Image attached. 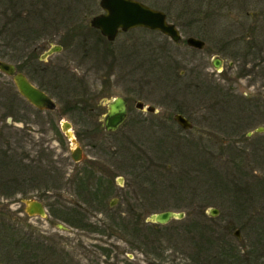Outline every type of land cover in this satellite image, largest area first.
Returning a JSON list of instances; mask_svg holds the SVG:
<instances>
[{"label":"rangeland","instance_id":"rangeland-1","mask_svg":"<svg viewBox=\"0 0 264 264\" xmlns=\"http://www.w3.org/2000/svg\"><path fill=\"white\" fill-rule=\"evenodd\" d=\"M143 1L165 11L168 20L179 28L182 39L175 42L166 35L143 28L121 34L119 38L130 37L133 46L128 50L135 49L137 40L142 63L139 67L138 58L127 57L124 62L127 63L126 79L120 87L113 81L108 92L110 96L122 95L131 89L130 86L135 90L140 85L142 99L155 106L158 113H144L145 120L137 125L129 116L124 127L112 133L102 129L96 136H78L87 125L67 114L64 118L71 120L74 129L70 130V137L64 134V156L69 155L74 146H88L86 150H89L90 159L109 168L111 194L127 196L134 212L139 214L140 229L146 235L149 230L151 233L156 231L157 238L145 239L141 249L135 247L140 238L133 236L128 227V242H119L131 257L126 264H192L200 256L207 264H264V129L256 131L258 127L264 128V24L256 25L259 31H253L259 46L251 48L248 56L250 72L240 77L238 72L242 64L239 57L248 47L236 41L244 32L253 30L250 26L256 22L254 17H264V3L261 2L264 0H255L249 5H241L239 1L219 5L216 0ZM35 7H43L42 16L61 18L58 37L63 49L55 55L63 58L67 55L77 57L76 54L83 52V39L87 38L89 43L93 38L89 19L102 12L99 0H0V18L37 17L29 22L31 25L19 19L7 25L0 23L2 42L8 43L12 37L10 32H29L32 37L28 39H35L29 46H24L22 41V50L17 52L7 44L1 46L4 53L9 52V55H0L1 60L17 58L24 48L28 47V51L35 42L58 32L55 25L42 28L39 11L34 13ZM190 35L205 40L206 47L198 50L187 46L185 39ZM230 40L233 44L226 49L228 56L224 70L217 72L211 59L221 43ZM116 46L117 50L121 49ZM86 49H90L89 44ZM40 52L37 51V58ZM229 61H233L232 66L228 65ZM70 65L66 67L62 87L55 88L52 84L55 82L48 85L57 101L61 97L65 99L80 94L81 88L78 87L80 90L77 91L78 85L73 82L75 65ZM190 71H196L192 79L197 86H186ZM100 74L103 79L104 73ZM118 77L113 76L112 80ZM99 82L103 86L102 81ZM3 97L19 100L20 112L27 110V104L20 99L11 78L0 73V98ZM175 112L190 118L191 130L172 120ZM158 114H167V120H160ZM10 115L8 107L1 103V153L9 150L6 140L11 124L6 119ZM250 131L252 134L247 135ZM92 144L102 145L107 153H96ZM26 149L30 150L28 146ZM10 154L0 158V180H8L11 176ZM88 154L83 160L89 163ZM68 158L64 166L69 174L75 165ZM7 192L8 188L1 189L0 194L1 210L6 214L7 205L12 202ZM209 207L217 208L218 214L208 215ZM164 210L182 211L185 215L156 227L146 221L151 213ZM132 215L127 216L128 225L136 218ZM1 218L7 223V217ZM236 228L240 230L244 243L234 234ZM1 234H4L2 229ZM149 249H155L154 253H157H145Z\"/></svg>","mask_w":264,"mask_h":264},{"label":"flooded vegetation","instance_id":"flooded-vegetation-1","mask_svg":"<svg viewBox=\"0 0 264 264\" xmlns=\"http://www.w3.org/2000/svg\"><path fill=\"white\" fill-rule=\"evenodd\" d=\"M137 1L148 5L143 0ZM237 1L241 5H249L255 2V0H216V3L227 5L235 4ZM261 2L264 3V1ZM44 3L42 2L41 4ZM30 4L32 6V2ZM37 11H39L38 15L40 14L38 19L42 21V28L45 29L47 25L50 27L55 25L58 32L52 33L50 38L35 42L28 51V47L24 48L26 52L25 50L20 51L21 53L18 54L17 58H9V61L0 59L13 67L12 74H8L1 69L0 73L11 78L17 93L21 96L20 99L27 104V110L22 113L19 108V100L15 98H0V104L7 106L11 114L6 119V122L11 124L9 136H7L6 140L8 151L10 152L2 150L1 153L0 148V158L1 156L5 158V154L11 153L9 155V165H12L9 179L0 180V194L1 189L8 188L7 193L12 197V202L7 205L9 208L7 214L3 212L5 210H1L0 204V263L126 264L128 258L131 259V257L119 242H128V227L133 236L140 238L135 247L141 249L146 243L145 239L155 240L157 238L156 231L154 230L155 232L151 233L149 230L146 235L144 230L140 229L139 214L134 212L135 209L127 196L125 194H111V183L109 182L111 173L108 170L109 168L102 165L101 162H96L95 159H90L89 150H86L88 146H74L70 149L69 155L66 154L64 156V134L69 137L66 131L71 134L70 130L74 129L71 120L64 118V116L70 114L76 120L84 121V124L87 125L85 131L78 133V136H96L101 133L102 129L112 133L124 127L129 116L134 121L133 124L137 125L145 120L143 117L144 113L156 115L158 109L151 104H147L142 99V86H136L135 90L132 88L133 86H130L131 89L127 93L116 96H110L108 89L110 90L113 81L116 82L117 87H120L124 82L123 79H126L125 70L127 63L124 62H127V57L133 59H135L134 56L138 59L141 58L137 40L134 42L135 49L128 50L130 46H133L132 42H129L130 37L119 38L121 34L138 28L149 29L163 35L166 34L156 29L134 26L126 30H119L113 39H109L98 28L90 25L92 16L89 19V27L94 31L90 34L93 38L86 35L92 39L89 43L87 38L83 39V52L76 54L77 57L67 55L63 58L55 55L63 49L62 40L58 37L59 30H61L59 27L61 18L42 16L43 7H35L34 13H37ZM100 13H103V10ZM165 14L167 15L166 12ZM34 18L37 17L28 16L21 19L6 17L0 18V23L7 25L19 19V21L24 20L25 24L31 25L29 22ZM253 20L256 21L250 26L253 27V30L244 32L241 38L238 37L236 39V41L238 40L241 44L243 42L248 47L244 49V53L240 54L239 57L242 64L240 66L241 70L238 72L239 77L241 75L245 76L247 72H250L248 69L250 58L248 56L252 52L251 48L259 46L255 42L256 34H253V31H259V27L257 28L256 25H263L264 23L261 20H264V17H254ZM167 21L170 22L168 16ZM177 29L179 30V28ZM1 31L0 28V47L7 44L12 46L15 52L21 49L22 41H24V46L26 44L29 46L30 41L35 40L28 39L32 37L29 32H10L12 37L8 40V43H5L2 42L3 35ZM20 37H25V39ZM186 40L187 38L185 39L187 46L201 50L188 45ZM203 41L204 47L202 50L206 47L205 40ZM86 44L90 45V49H86ZM232 44L231 40L226 43L223 41L218 52L212 57L211 65L217 72L221 73L224 70L228 56L226 49H230ZM116 45H119L121 49L117 50L118 47ZM38 50H41V52L37 58ZM8 53H4L0 48V55L3 56ZM214 61L217 62V67L214 65ZM137 62L140 67L141 59ZM70 64L75 65L76 73L75 78L73 76L75 80L73 82L78 85L75 88L77 91L80 90L78 87L81 88L80 94L65 99L61 97L57 101L48 90V85L55 82L52 83L55 88L62 87L61 82L63 81L66 67H71ZM232 64L233 61L228 62L229 66H232ZM89 72L90 74L87 75ZM91 72L93 74L92 77ZM100 73H104L103 79ZM130 73L132 74L131 71ZM181 73L184 74L185 71H181ZM195 73L196 71L188 73L190 79L186 82V86L198 85L192 79V75ZM16 74H22L31 85L44 92L54 103V106L51 108L40 107L27 99L18 89L15 80ZM116 75H119V77L116 80H112V77ZM99 81H102L103 86H100L101 83ZM136 83H138V79ZM105 89L107 90L105 91ZM99 95H102V98H99ZM116 97H121L125 101L126 116L115 130L109 131L105 127V118L109 114L111 101ZM146 106L154 107L155 111L146 110ZM175 113L172 114L171 118L179 125L173 118ZM158 115L162 121L168 118L167 114ZM183 115L191 121L187 115ZM148 121L153 123L154 120ZM64 122L69 123L67 130L64 129ZM157 123L158 121L155 124ZM179 126L181 127V125ZM1 131L2 128H0V136L3 135ZM27 146L30 150L26 149ZM22 148H24V151H21ZM91 148L96 149V153H104V155L107 153L102 145L92 144ZM86 153L88 154L89 163L83 160V157L87 155ZM75 156L78 160L74 158ZM68 157L71 158L75 165V168L69 174L66 173L64 166V162ZM132 212H134L133 215L136 218L133 222L130 221L128 225L127 216L132 215ZM1 216L8 218L7 223L4 222L5 219L1 220ZM154 224L156 227L157 224ZM1 229L4 234H1ZM138 232L139 234L135 235ZM113 239L115 241H112ZM154 250H145V253L149 254L151 251L150 254H156L157 252L154 253ZM111 254L113 255L111 256ZM122 255L124 256L122 257ZM192 264L207 263L205 258L200 256Z\"/></svg>","mask_w":264,"mask_h":264},{"label":"water","instance_id":"water-1","mask_svg":"<svg viewBox=\"0 0 264 264\" xmlns=\"http://www.w3.org/2000/svg\"><path fill=\"white\" fill-rule=\"evenodd\" d=\"M99 5L103 13L97 14L90 20V25L98 28L100 32L113 39L119 30H126L134 26H143L150 29H156L168 35L173 41L178 42L181 35L174 23L167 21L166 14L159 9L152 8L137 0H100ZM187 43L196 48H203L204 41L198 37H187ZM217 61V60H216ZM214 65L217 67V62ZM0 69L8 74L13 73V67L0 60ZM15 80L19 91L32 103L40 107L51 108L54 103L51 99L41 90L31 85L22 74H16ZM146 110L155 111L152 106H146ZM126 116L125 101L121 97L114 98L110 103V111L105 118V127L107 130H115L120 125ZM173 118L185 129H190L193 124L181 113H175ZM69 127L68 122H64V129ZM263 127H258L257 132H262ZM70 137L71 134L66 131ZM252 134L248 132L247 135ZM76 160L78 158L74 157ZM218 209L209 207L207 213L210 216H216ZM185 215L182 211L164 210L161 212L151 213L146 217L147 222L156 224H166L172 219H181ZM234 234L243 242V239L238 228L235 229ZM2 264V263H0Z\"/></svg>","mask_w":264,"mask_h":264}]
</instances>
